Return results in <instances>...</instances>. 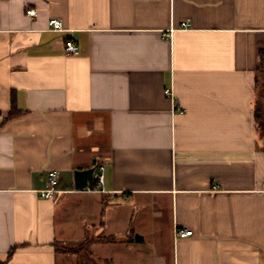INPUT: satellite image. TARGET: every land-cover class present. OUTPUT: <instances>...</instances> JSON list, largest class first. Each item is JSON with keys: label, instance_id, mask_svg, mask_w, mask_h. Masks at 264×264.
I'll list each match as a JSON object with an SVG mask.
<instances>
[{"label": "crops", "instance_id": "obj_1", "mask_svg": "<svg viewBox=\"0 0 264 264\" xmlns=\"http://www.w3.org/2000/svg\"><path fill=\"white\" fill-rule=\"evenodd\" d=\"M261 100L264 0H0V264H264Z\"/></svg>", "mask_w": 264, "mask_h": 264}, {"label": "built area", "instance_id": "obj_2", "mask_svg": "<svg viewBox=\"0 0 264 264\" xmlns=\"http://www.w3.org/2000/svg\"><path fill=\"white\" fill-rule=\"evenodd\" d=\"M25 14L30 16V17L35 16L36 10L32 9V8H27L25 10ZM48 25L54 31H57V32L63 31L61 22L58 19H55V18L49 19ZM181 27L187 28L188 27V21L182 22ZM77 50H78V48L72 40H68L65 42L64 52L67 55L76 54ZM164 94L166 97H168L171 100L174 110L176 112L182 113L183 109L178 105L177 101L175 100L171 88H165ZM99 169H100V172L96 175V182H95V187H94V189H96V190L100 189L102 187L103 180H104V175H103V169L104 168L102 166H100ZM46 180H47L46 186H45V188L40 190L39 194H40L41 198H52L56 193L59 192V190L57 188L58 183H59L58 171L57 170H49L47 172V175H46ZM87 190H89L88 187H87ZM176 233L179 237H187V236L191 235L192 231L187 230V229H180V230H177Z\"/></svg>", "mask_w": 264, "mask_h": 264}, {"label": "trees", "instance_id": "obj_3", "mask_svg": "<svg viewBox=\"0 0 264 264\" xmlns=\"http://www.w3.org/2000/svg\"><path fill=\"white\" fill-rule=\"evenodd\" d=\"M19 112V110H15V108L12 107V109L9 111L8 116L15 115ZM1 113V112H0ZM254 121H255V128L261 134L264 136V100L256 102L254 106ZM95 183L91 184V187H94ZM16 247L10 248L8 252V256L11 255V253L14 251ZM55 248L57 249V246L55 245Z\"/></svg>", "mask_w": 264, "mask_h": 264}, {"label": "water", "instance_id": "obj_4", "mask_svg": "<svg viewBox=\"0 0 264 264\" xmlns=\"http://www.w3.org/2000/svg\"><path fill=\"white\" fill-rule=\"evenodd\" d=\"M94 168H88L84 170H76L74 172V188L76 190H82L87 187L88 179L93 175ZM136 241H138V236H135Z\"/></svg>", "mask_w": 264, "mask_h": 264}, {"label": "rangeland", "instance_id": "obj_5", "mask_svg": "<svg viewBox=\"0 0 264 264\" xmlns=\"http://www.w3.org/2000/svg\"><path fill=\"white\" fill-rule=\"evenodd\" d=\"M135 246H137L138 248H142V249H144V248H146L147 246H148V244L147 245H144V246H138V245H135ZM112 249L113 248H109L108 250H105V254H108V256H110V258L112 257ZM122 252V251H121ZM131 254L133 255V257L132 258H135L136 256H137V251L135 250V249H133L132 251H131ZM89 259L91 260V259H95L96 260V258H95V256H93V255H91V256H89ZM100 264H102V263H100ZM103 264H107V262L106 263H103Z\"/></svg>", "mask_w": 264, "mask_h": 264}]
</instances>
